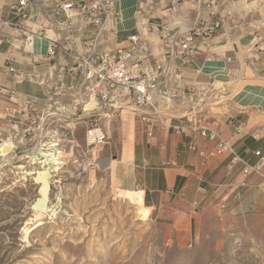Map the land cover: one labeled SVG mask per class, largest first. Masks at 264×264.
I'll return each instance as SVG.
<instances>
[{"label":"crops","instance_id":"1","mask_svg":"<svg viewBox=\"0 0 264 264\" xmlns=\"http://www.w3.org/2000/svg\"><path fill=\"white\" fill-rule=\"evenodd\" d=\"M28 25L43 31L44 38L35 42L34 54L43 56L48 43L56 38L49 24L56 22L49 8L31 0ZM67 1V0H66ZM112 1L106 13L97 54L128 47V37L138 32L139 14L151 23L143 34L149 52L146 64L161 59L160 30L175 34L179 43L183 33L195 26L219 23L205 47L198 41L199 52L188 65L175 62L169 79L161 89L192 84L197 88L211 87L210 124L222 140L229 142L232 154L200 157L197 152H210L215 143L192 135L189 131L176 134L173 129L156 128V141L148 138L140 118L129 111L106 120L108 141L90 152L96 163L94 173L105 175L118 192L141 194L148 217L172 235L171 242L190 247L207 235L246 233L255 224L264 228V50L251 49L264 42V0H104ZM17 0H0V19L8 17L9 6ZM96 29L82 26L77 33L75 50L95 35ZM7 32L1 33L0 38ZM6 58H9L6 61ZM56 68L72 65V60L59 50L53 62ZM11 66L17 71L43 73L47 66L34 65L20 52L7 53V44L0 43V85L14 89L18 100L41 99L35 84H15L7 74ZM67 81V78H64ZM251 97L254 99L252 100ZM8 100L0 96V133L5 135L9 124L3 118ZM192 107L173 106L163 111V121L177 125L189 120ZM239 124L244 125L237 134ZM84 126L75 129L76 143L85 148ZM195 139L197 152L188 149ZM238 161L231 165L232 158ZM262 163L260 174L243 179L244 165ZM169 240V238H168Z\"/></svg>","mask_w":264,"mask_h":264},{"label":"built area","instance_id":"2","mask_svg":"<svg viewBox=\"0 0 264 264\" xmlns=\"http://www.w3.org/2000/svg\"><path fill=\"white\" fill-rule=\"evenodd\" d=\"M38 1L43 8H49L51 2V15L56 18V22L49 27L55 30L57 37L48 43L43 56L34 54L35 42L43 39L44 34L28 25L33 20L28 14L31 0H17L9 6L8 17L0 19V32H7L0 38V43L7 44V53L20 52L34 65L47 66L43 73L17 71L11 66L6 69L15 84L37 85L42 97H27L19 101L14 89L0 85V96L8 100V105L3 108V118L9 124L8 132L5 135L0 133V168L7 165L11 155L16 157L18 148L28 146L20 156L24 164L17 167L24 178L35 177L44 171L49 176H56L69 167L78 175L93 172L96 163L90 150L107 143L108 125L105 121L123 111L140 118L152 141L157 139L155 130L158 127L173 129L176 134L189 131L215 143L210 152H197V142L192 139L188 149L197 152L200 157L232 154L229 142L222 140L210 124V97L214 93L211 87L197 88L192 84H183L161 89L163 82L171 77L175 62L185 66L198 55L199 39L208 47L219 23L195 25L183 33L179 43L175 42L174 33L162 28L159 36L161 59L154 64H146L149 52L143 34L150 31L151 23L143 12L139 14L137 34L128 37V47L97 54L106 13L113 5L112 1ZM82 26H91L96 32L83 45L82 52H78L75 46ZM59 50L72 60L70 67L54 66ZM262 50L263 41L253 46L251 53ZM183 105L192 107L188 121L184 122L181 118L180 123L172 125L162 120L163 111ZM78 125L85 128V148L75 141ZM243 129L244 125L239 124L236 133H241ZM6 146H9V151L4 153ZM237 161L234 156L231 165ZM262 166V163L244 165L241 170L243 179L260 174Z\"/></svg>","mask_w":264,"mask_h":264},{"label":"rangeland","instance_id":"3","mask_svg":"<svg viewBox=\"0 0 264 264\" xmlns=\"http://www.w3.org/2000/svg\"><path fill=\"white\" fill-rule=\"evenodd\" d=\"M27 147L0 168V264H264L260 224L180 246L101 173L78 175L69 167L24 178L17 167Z\"/></svg>","mask_w":264,"mask_h":264},{"label":"bare ground","instance_id":"4","mask_svg":"<svg viewBox=\"0 0 264 264\" xmlns=\"http://www.w3.org/2000/svg\"><path fill=\"white\" fill-rule=\"evenodd\" d=\"M40 175L45 179L47 178V172H39ZM38 173V174H39ZM37 174V175H38ZM36 175V176H37ZM46 191V189H44V192ZM122 195L125 197V199L127 200H134V202L137 204V206L139 207L140 210V215L141 217L145 220L148 216L147 210L143 207V198L141 196V194H137V193H129V192H123ZM44 203H40L37 205L38 208H41L42 210L44 209ZM46 212V211H45Z\"/></svg>","mask_w":264,"mask_h":264}]
</instances>
